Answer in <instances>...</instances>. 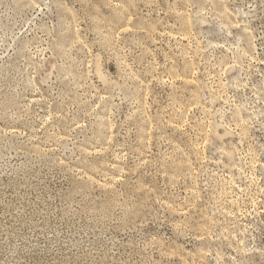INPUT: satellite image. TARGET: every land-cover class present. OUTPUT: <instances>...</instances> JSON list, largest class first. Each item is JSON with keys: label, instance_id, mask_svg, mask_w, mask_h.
I'll return each instance as SVG.
<instances>
[{"label": "rangeland", "instance_id": "rangeland-1", "mask_svg": "<svg viewBox=\"0 0 264 264\" xmlns=\"http://www.w3.org/2000/svg\"><path fill=\"white\" fill-rule=\"evenodd\" d=\"M0 264H264V0H0Z\"/></svg>", "mask_w": 264, "mask_h": 264}]
</instances>
